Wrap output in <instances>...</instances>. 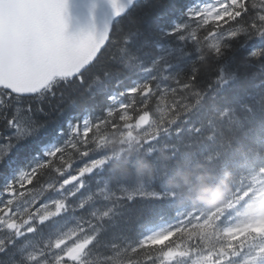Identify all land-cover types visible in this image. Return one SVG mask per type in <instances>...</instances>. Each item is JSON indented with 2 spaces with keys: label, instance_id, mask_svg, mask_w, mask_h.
<instances>
[{
  "label": "snow or ice",
  "instance_id": "1",
  "mask_svg": "<svg viewBox=\"0 0 264 264\" xmlns=\"http://www.w3.org/2000/svg\"><path fill=\"white\" fill-rule=\"evenodd\" d=\"M110 3L114 27L106 26L99 35H70L68 0H0V264H232L245 248L230 242L235 229L220 228L212 219L215 214L205 217L196 209L177 211L174 222L150 226L135 241L109 244L106 234L126 201L151 199L176 206V194L168 189V178L159 174L154 155L162 141L185 131L199 135L207 127L209 140L221 139L220 155L237 138L233 123L240 125L238 130L245 121L254 125L249 132L264 129V121L256 120L257 111L264 112V97L255 109L242 105L248 115L241 119L236 106L221 95L235 77L217 69L205 82L197 67L229 53L259 80L257 88L264 86V0H207L190 9L184 22L167 33L191 42L199 54L191 71L179 76L165 74L166 55L146 66L128 53L134 34H120L121 18L136 0ZM252 42H258L256 48L242 50ZM114 45L126 57L125 66L143 75V82L109 96L104 114L73 117L56 129V142L42 138L48 118L62 113L65 92L88 89V72ZM147 47L145 43L141 49ZM118 96L128 99L118 101ZM194 117L202 123L191 124ZM227 134L232 139L225 144ZM114 136L125 147L135 143L140 155L122 164L115 161L110 148ZM253 143L264 146V136L257 135ZM172 148L175 156L180 146ZM84 157L90 160L69 171ZM141 159L157 169L151 180L147 174L138 179ZM89 181L100 186L81 199L78 194ZM205 221L207 235L194 227ZM211 235L222 236L223 242L213 247ZM250 247L245 264H264V244ZM100 248L110 251L101 258L96 255Z\"/></svg>",
  "mask_w": 264,
  "mask_h": 264
},
{
  "label": "trees",
  "instance_id": "2",
  "mask_svg": "<svg viewBox=\"0 0 264 264\" xmlns=\"http://www.w3.org/2000/svg\"><path fill=\"white\" fill-rule=\"evenodd\" d=\"M206 1L146 0L138 3L121 18L120 34H134L128 43V53L135 55L138 62L150 66L160 55L167 56V51L163 50V47L170 51L179 50L177 55L167 56L164 64L165 74L177 76L187 74L191 71L193 62L198 60L199 54L191 42L185 43L169 38L167 33L175 24L184 22L194 5ZM145 43L150 47L142 50L141 46ZM257 44L258 42L244 44L242 50L256 48ZM125 58L118 45L111 47L100 63L88 72V89L65 92L62 113H56L48 118V126L42 130L41 137L56 142V129L66 127L67 122L73 117L102 115L103 110L111 103L109 96L143 82L142 74L125 66ZM197 67L202 72L205 82L215 77L217 69H223L226 75L235 77L221 95H226L229 104L236 106L237 116L241 119L248 115L242 109V105H252L255 109L257 101L264 97V86L257 88L255 85L259 80L252 79L251 71L240 68L229 53L215 62L204 65L198 63ZM118 80H122L119 87L116 86ZM117 99L127 100L128 97L118 96ZM151 107L155 111V105ZM256 120L264 121V112L258 110ZM190 123L198 126L202 120L200 117H194ZM253 126L245 121L243 129L238 130L240 125L233 123L232 128L237 138L233 139L227 153L220 149V155L216 153L221 139L217 137L209 140L212 132L207 127L199 135L185 131L180 137L173 135L162 141L154 155L158 161L159 174L168 178L167 187L176 194V206L151 199L137 198L130 202L126 201V207L122 209L123 214L117 218L114 227H109L106 243L123 244L125 240L135 241L145 234L150 226L158 227L174 222L177 211L196 209L205 217L215 214L212 215V219L220 228L235 229L229 233L230 242L237 247L243 243L245 248L235 257L232 264H245V257L251 252L250 246L260 244L264 240L257 234L262 230L256 225V218L264 206V173L260 172V169L264 168V146L253 143L257 135L264 136V129L259 133L249 132ZM223 139L226 144L227 140L232 139V134L225 135ZM174 144L180 146L175 156L172 155ZM110 148L113 159L121 164L140 155L135 143L125 147L121 144L119 136L112 137ZM89 160L90 157L76 159L73 169L69 171L82 167ZM3 171L0 168V172ZM156 173V167L145 164L141 159L139 180H144L146 174L151 180ZM47 180L48 177L45 176V187ZM3 184V176L0 175V190ZM99 186L96 181H89V187L82 189L78 195L85 199L98 190ZM69 226L74 224L70 223ZM194 227L198 233L205 235L210 229L207 221ZM209 240L215 247L223 242V237L211 235ZM109 251L108 248H100L96 255L102 258Z\"/></svg>",
  "mask_w": 264,
  "mask_h": 264
},
{
  "label": "water",
  "instance_id": "3",
  "mask_svg": "<svg viewBox=\"0 0 264 264\" xmlns=\"http://www.w3.org/2000/svg\"><path fill=\"white\" fill-rule=\"evenodd\" d=\"M140 1L143 0H136V3ZM121 3L127 4V0H121ZM66 20L70 35L90 31L99 35L104 32L106 26L109 28L114 26L116 17L110 0H68Z\"/></svg>",
  "mask_w": 264,
  "mask_h": 264
},
{
  "label": "rangeland",
  "instance_id": "4",
  "mask_svg": "<svg viewBox=\"0 0 264 264\" xmlns=\"http://www.w3.org/2000/svg\"><path fill=\"white\" fill-rule=\"evenodd\" d=\"M262 218L264 219V215H262Z\"/></svg>",
  "mask_w": 264,
  "mask_h": 264
}]
</instances>
